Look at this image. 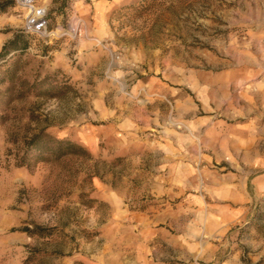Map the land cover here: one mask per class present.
Here are the masks:
<instances>
[{"label": "rangeland", "instance_id": "1", "mask_svg": "<svg viewBox=\"0 0 264 264\" xmlns=\"http://www.w3.org/2000/svg\"><path fill=\"white\" fill-rule=\"evenodd\" d=\"M10 2L13 90H71L0 95V264H264V0ZM42 128L91 157L14 167Z\"/></svg>", "mask_w": 264, "mask_h": 264}, {"label": "trees", "instance_id": "2", "mask_svg": "<svg viewBox=\"0 0 264 264\" xmlns=\"http://www.w3.org/2000/svg\"><path fill=\"white\" fill-rule=\"evenodd\" d=\"M11 4L12 2L5 6L1 5L0 13H4L6 8L11 6ZM28 35L24 30L15 32L12 39L4 44L0 51V61L6 64L4 76L8 84H10L4 92H0V95L5 99L7 104L15 100L23 99L28 94L39 98H57L59 95L66 94L71 90L68 81L50 80V76H46L41 80L35 79L26 88L27 93L13 90L16 79L15 71L17 70L22 53L29 47ZM11 53L13 54L10 55ZM0 83H2V80ZM12 90L13 92L11 93ZM65 157L88 159L91 157V154L85 147L69 138H57L47 132V128H42L24 139L22 142V153L16 158L13 166L16 168L25 167L26 169H31L34 164L57 162ZM79 199L80 203L87 207H91L94 201L88 198L86 194H80ZM42 231V229L37 227L31 230L28 228L24 230L28 237H34L37 233L44 236L41 234Z\"/></svg>", "mask_w": 264, "mask_h": 264}]
</instances>
